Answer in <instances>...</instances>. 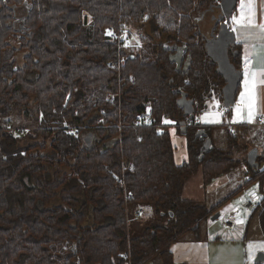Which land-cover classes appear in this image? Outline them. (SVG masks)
<instances>
[{"label": "trees", "instance_id": "1", "mask_svg": "<svg viewBox=\"0 0 264 264\" xmlns=\"http://www.w3.org/2000/svg\"><path fill=\"white\" fill-rule=\"evenodd\" d=\"M222 2L0 0V264H177L173 244L241 190L211 207L182 196L194 173L206 186L241 162L231 147L242 125L221 148L215 126L196 122L205 91L223 97L227 84L198 29ZM124 28L139 43L120 51L108 33ZM185 48L191 66L177 71L170 55ZM182 93L194 100L192 121L177 104ZM167 120L179 135L187 120L182 163ZM15 121L26 126L14 130ZM262 161L246 160V183L263 177ZM130 204L136 216L152 206L160 222L133 235ZM258 208L264 231V198Z\"/></svg>", "mask_w": 264, "mask_h": 264}, {"label": "rangeland", "instance_id": "2", "mask_svg": "<svg viewBox=\"0 0 264 264\" xmlns=\"http://www.w3.org/2000/svg\"><path fill=\"white\" fill-rule=\"evenodd\" d=\"M250 1L255 3V0H237L236 6L232 10H227L224 7L223 2L216 8V13L208 12L205 15L203 21H200L204 30L207 31L208 26L212 23V26L217 19L222 20V29L220 33L216 34L217 42L219 46L224 48V52L216 60L218 68L221 70L227 78L226 88L224 89V96H216L212 90L205 91V110L203 112L209 113L212 116L220 115L222 117V125L217 127L212 132L213 141L217 147L225 148L227 143L228 133L233 131L237 134V126L243 124V131H245L244 137L239 140L238 145L231 147V152L234 153V158L241 160L235 169L229 171L227 174L218 178L220 180L215 181L212 188L210 184L204 186L203 189L206 194V199L199 204H205L207 207H211L220 200L227 197L237 189L241 190L232 194L230 200L223 203L217 213L206 219L201 223L199 230L194 232H187L180 240L176 241L173 246V254L175 262L178 264H264V231L260 222V209L249 207L247 198L250 193L256 191L258 199H255L254 203L258 204L264 198V173L263 177L256 176L250 183L247 182V154L253 148H258V152L263 161L260 163L262 170H264V126L255 124V116L258 112L257 98L253 93V83L250 82V74L248 72L247 77L239 82L230 78L231 68L234 66V54L233 44L234 31L240 30L239 23L244 19V12L250 11ZM25 10L19 11V16H22ZM215 14V16H214ZM215 18H214V17ZM236 18V20L233 19ZM212 19V20H211ZM239 21V23H237ZM239 26V27H238ZM202 30L203 35L206 37V33ZM133 37V36H132ZM234 38V39H233ZM131 44H135L137 40L129 41ZM207 42V41H206ZM213 54V52H210ZM24 53H20L16 59L18 65H23ZM233 56V58H232ZM246 81L249 83L246 86ZM248 87L247 93H240V90H244ZM229 89L227 95L226 90ZM238 91L237 99L234 103L229 104L228 99L233 98L234 93ZM251 90V98L249 94ZM242 94L243 97H242ZM235 98V97H234ZM252 104L253 119L248 121V104ZM239 106L240 113L237 115L236 109ZM220 108L222 111L220 112ZM201 114L197 115V119L201 120ZM14 119H21L15 117ZM196 119V120H197ZM167 130L171 134L174 143L177 146V158L179 161H183L184 146H186L185 135H179L176 131L175 123L167 120ZM202 122V121H201ZM201 122L199 123L201 125ZM26 124L22 121H15L12 125L14 130L23 128ZM95 138L94 134L91 136ZM30 140V138H21V142ZM41 140V139H39ZM207 145H210L208 142ZM187 159V156H186ZM185 159V160H186ZM246 159V160H245ZM67 171L66 169H63ZM52 173L54 169H51ZM201 173L198 171L194 173L189 179V184L194 186L197 179H201ZM241 186V187H240ZM252 200V199H250ZM137 206L134 204L129 205L128 211L130 212V231L133 235L138 234L144 227L151 224L159 223L160 221L155 218V210L152 206H142V212L139 216L135 215ZM232 220V225H228V221ZM134 221H137L134 222ZM238 221H243L239 223ZM253 247L250 249L249 244ZM260 260L257 261V258ZM143 264H162L160 257H156L151 261Z\"/></svg>", "mask_w": 264, "mask_h": 264}, {"label": "crops", "instance_id": "3", "mask_svg": "<svg viewBox=\"0 0 264 264\" xmlns=\"http://www.w3.org/2000/svg\"><path fill=\"white\" fill-rule=\"evenodd\" d=\"M250 5L251 6H250L249 14L247 13V11L244 12L243 15L244 19H242L241 22L239 23L240 30H238L237 28V32L234 31V37H235V43H237L238 46L237 49L240 54L239 60L242 69V79L245 78V76L247 77L246 69H245L246 63L248 65L247 72H249L250 74V82L253 83L252 73H256L253 93L254 96L257 98L258 112L256 113L255 116V124L259 126H264V123L257 122V117L260 115H264V83L260 82L261 80H264V75L261 74L262 72H264V29H261V27H259L260 25H263V21H264V0H255V3H252L250 1ZM249 17H251L254 20V24L247 23ZM247 91H248V87L244 90H240V93L243 92L245 94L247 93ZM221 111L222 108H220V112ZM201 116H202L201 120L200 119L196 120L198 124L201 121H202L201 125H214L219 127L223 124L222 117L220 115L212 116L209 113L202 112ZM240 125L243 126V124ZM184 155H185L184 160L179 161L177 158V148H176L175 158L178 163H182L186 161L185 160L187 156L186 146H184ZM246 174H247V180L250 179V175L248 174V172H245V176ZM220 179L221 178H217L215 181ZM215 181H213L209 185V187L212 188L213 184H215L214 183ZM254 192L255 195H249V197L247 198V202L249 207L256 208L257 206H251L250 204L251 202H255L254 201L255 199H258L257 192L256 191ZM182 196L184 198L192 199L195 201H202L206 199V194L203 189L202 180L197 179L194 186L190 185L189 181H187ZM229 219L230 221H228V225L231 226L233 222L231 221L232 220L231 218Z\"/></svg>", "mask_w": 264, "mask_h": 264}, {"label": "water", "instance_id": "4", "mask_svg": "<svg viewBox=\"0 0 264 264\" xmlns=\"http://www.w3.org/2000/svg\"><path fill=\"white\" fill-rule=\"evenodd\" d=\"M236 2H237V0H223L224 7L227 10L234 9V7L236 6ZM231 42H233V41H231ZM207 45L208 46L210 45L209 41H207ZM185 52H186V48L185 49H178L176 51V53L170 55L171 62L176 64L177 71H180L183 68V70L187 72L189 70V66H191V61H190L189 56L185 60ZM210 52L211 51H209V54L212 55L214 60L216 61L217 58L219 57L218 55L221 54L222 52H224V48L222 46H220L216 50V52L213 51V54L210 53ZM237 55H238V50L234 54V57H236ZM235 73H236L235 66H233L231 68V71H230V78L233 79L234 81L239 79V76L235 75ZM226 93H227V95L229 94V89L226 90ZM177 104H178V106L180 108L184 109V114L188 117L187 120H190V121L194 120V118H195L194 100L193 99H189L187 97V93H182L181 97L177 101ZM186 121H184L183 125H182L183 134H186V126H185V122ZM203 133H204V130H200V131H198L197 135L200 136ZM208 142L211 145V141L209 139H207L206 142H205V147L206 148H210L209 147L210 145H207ZM258 156H259V152H258V148H256V147H253L248 152V154H247V162H248V165L250 167H253V168H256V169L258 168V166H259V163L257 162ZM259 260H260V257L257 258V261H259Z\"/></svg>", "mask_w": 264, "mask_h": 264}, {"label": "built area", "instance_id": "5", "mask_svg": "<svg viewBox=\"0 0 264 264\" xmlns=\"http://www.w3.org/2000/svg\"><path fill=\"white\" fill-rule=\"evenodd\" d=\"M264 25V21H263ZM109 32L112 33V35H109V40L116 45V47L121 51V50H127L130 47H132V44L129 42L132 38V32L129 29H121V30H113L110 29ZM126 62V56L122 55L119 59V63L122 65ZM145 121L148 124L152 123V116L151 113L146 112L144 114ZM257 122H262L264 123V115H260L257 117ZM251 206H256L257 204L254 202L250 203Z\"/></svg>", "mask_w": 264, "mask_h": 264}, {"label": "flooded vegetation", "instance_id": "6", "mask_svg": "<svg viewBox=\"0 0 264 264\" xmlns=\"http://www.w3.org/2000/svg\"><path fill=\"white\" fill-rule=\"evenodd\" d=\"M217 7H219V6H217ZM217 7H214V8H212V10H210V12H215L216 13V8ZM209 14H211V13H209ZM214 16H215V14H214ZM213 16V17H214ZM215 18V17H214ZM212 20V19H211ZM200 21H203V20H200ZM200 21L198 22V29L202 32V30H204V27H203V25H201V23H200ZM219 22V19H217L216 20V22L214 23V25L212 26V23L208 26V29H207V31L206 30H204L205 32H207L206 34V41H209L210 42V45L208 46V48H209V51H211V52H216V50L220 47L219 46V42H217V40H215L216 38V34L218 35L221 31H220V28L222 29V27H221V25H222V21H221V23H218ZM233 42H235V39H234V41ZM178 50V49H177ZM223 53V52H222ZM222 53L221 54H219L218 56H221L222 55ZM183 69V68H182Z\"/></svg>", "mask_w": 264, "mask_h": 264}, {"label": "snow or ice", "instance_id": "7", "mask_svg": "<svg viewBox=\"0 0 264 264\" xmlns=\"http://www.w3.org/2000/svg\"><path fill=\"white\" fill-rule=\"evenodd\" d=\"M145 19H147V17H145ZM233 19L236 20L235 17H233ZM237 23H239V21H237ZM247 23H249V24H254V20H253L251 17H249L248 20H247ZM259 27H261V29H264V25H260ZM108 34H109V35H112L111 32H109ZM132 39H133V40H137V43H139V41H138V39H137V37H136L135 35H133ZM246 60H247V57H246ZM245 69H246V75H247V74H248V72H247V69H248V65H247V63L245 64ZM261 74L264 75V72H262ZM255 76H256V73H252L253 87H254ZM260 82H261V83H264V80H261ZM248 83H249V82L246 81V86H247ZM249 94H250V98H251V90H249ZM243 95H244V94H242V97H243ZM248 108H249V111H248V121L251 122L252 119H253V111H252V104H251V103L248 104ZM236 112H237V115H239V113H240V108H239V106L237 107ZM206 115H207V114H206ZM165 122L167 123L168 121H165ZM250 195H255V192H254V191L251 192ZM258 198H259V197H258ZM238 222H239V223H243V221H238ZM252 247H253V245L250 243V244H249V248L251 249Z\"/></svg>", "mask_w": 264, "mask_h": 264}]
</instances>
